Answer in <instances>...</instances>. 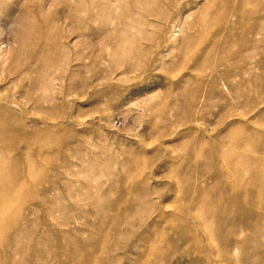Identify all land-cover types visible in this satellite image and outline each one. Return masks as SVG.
<instances>
[{
	"label": "rangeland",
	"instance_id": "1",
	"mask_svg": "<svg viewBox=\"0 0 264 264\" xmlns=\"http://www.w3.org/2000/svg\"><path fill=\"white\" fill-rule=\"evenodd\" d=\"M0 166V264H264V0H0Z\"/></svg>",
	"mask_w": 264,
	"mask_h": 264
},
{
	"label": "bare ground",
	"instance_id": "2",
	"mask_svg": "<svg viewBox=\"0 0 264 264\" xmlns=\"http://www.w3.org/2000/svg\"><path fill=\"white\" fill-rule=\"evenodd\" d=\"M0 167H2V166H0ZM3 169H1L0 170V172L2 171ZM2 173V172H1ZM5 200H6V197H2V198H0V201H1V203H5ZM19 208V207H18ZM6 216V215H5ZM1 217H4L3 215L1 216Z\"/></svg>",
	"mask_w": 264,
	"mask_h": 264
}]
</instances>
